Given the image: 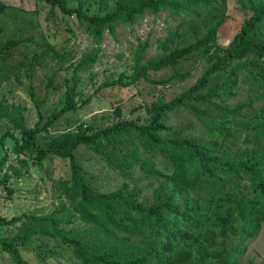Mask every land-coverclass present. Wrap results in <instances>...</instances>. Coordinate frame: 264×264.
<instances>
[{
	"label": "trees",
	"instance_id": "16d2710c",
	"mask_svg": "<svg viewBox=\"0 0 264 264\" xmlns=\"http://www.w3.org/2000/svg\"><path fill=\"white\" fill-rule=\"evenodd\" d=\"M76 1L77 4L73 0H36L37 4L50 6L49 19L55 20L57 11L76 16L95 45L81 55L74 75L65 77L63 107L48 115L41 109L46 98L38 96L32 83L38 67L64 56L46 35L36 41L39 50L31 54L24 51L18 58L16 51L35 38L14 34L1 40L7 32L3 18L9 15L14 27L22 30L24 14L28 12L0 1V87L12 77L24 85L26 78L30 97L39 108L38 120L28 126L24 107L0 98V126L6 125L0 134L3 150L6 148L0 155V169L8 168L0 184L12 196L14 191L8 181L30 174L33 166H43L50 157L67 160L71 172L69 177L56 181L58 203L50 213L0 216V231L3 226L22 222L13 236L0 235V245L16 264H32L22 249L39 236L68 245L78 264H236L245 243L258 234L264 223V0H240L245 16L228 44L221 42L219 31L226 22L231 0ZM222 10V16H218ZM163 11H168L177 23L169 24L166 34L157 38L156 53L147 56L149 41L139 42L131 71L100 84L81 101L77 72L98 61L105 31L116 35L118 26H132L148 13L158 15ZM202 12L217 15L214 23L207 26L205 34L180 44L181 27ZM194 56L205 62L197 80L171 99L160 95L146 103L144 117H125L117 105L108 123L102 122L109 116L104 114L99 120L94 117L89 123L80 122L73 129L51 133L43 139L64 114L89 103L106 86L128 87L141 78L156 84L186 79L189 72L177 70L163 79L150 78L148 72L176 67ZM72 57V51H66L65 58ZM54 77L55 73L49 77L48 88ZM244 77L254 87V98L263 100L261 107H254L248 114L244 110L252 100L228 103L238 95ZM203 105L230 117L208 120ZM179 109L201 120L206 131L186 134L169 123L168 113ZM238 128H243L237 137L241 143L233 152L230 144ZM132 133L147 153L154 156L160 152L171 170L157 169L152 156L141 153L136 146L127 152L122 144L129 142L127 136ZM82 145L121 169V187L102 191L88 181L77 158ZM13 154L17 163L9 164ZM136 165L146 176L159 179L151 193L129 179ZM47 251L52 253L53 249ZM38 255L43 257L41 252Z\"/></svg>",
	"mask_w": 264,
	"mask_h": 264
},
{
	"label": "rangeland",
	"instance_id": "374dc122",
	"mask_svg": "<svg viewBox=\"0 0 264 264\" xmlns=\"http://www.w3.org/2000/svg\"><path fill=\"white\" fill-rule=\"evenodd\" d=\"M5 4L21 7L28 13L24 14L26 21L21 25L22 30L16 29L11 21V17L3 18L7 32H5L1 40L16 34L21 37L33 36L35 41L29 45H22L17 51V57H21V53L28 51L30 54L40 47L36 41H42L43 36H48L56 48L64 56L63 58L50 59L47 66L38 67L33 85L37 94L41 99L46 98V102L41 109L45 115L58 111L63 107V96L66 89L65 77L74 75L75 64L79 61L84 52L92 50L95 46L92 39L86 34L84 28L77 21L76 16H65L60 11L55 20L48 18L50 6L44 3H36V0H0ZM74 4L77 1L73 0ZM223 7V6H222ZM228 8V14H225L226 22L219 31L220 40L223 44H228L239 30L241 18L245 16L240 0H231ZM226 8V9H227ZM38 9V11H37ZM224 10V7H223ZM223 10L217 13L222 16ZM203 14V12H202ZM200 17H192L187 23L181 27L179 37L180 44L191 42L195 38L205 34L207 26L213 24L215 14H203ZM27 20H30L27 22ZM168 11L160 12L158 15L146 14L144 18L132 25L118 26L116 35L105 31L104 40L101 45V51L98 61L93 67H82L77 74L80 78L79 90L81 91L80 99H87L100 84L106 81H113L119 77L124 71H131L133 62V52L139 42L149 41L147 48V56L156 53V40L167 32L169 24H176ZM10 24V26H9ZM66 51H72L73 57L66 59ZM74 63V66H71ZM205 62L200 56L191 57L183 61L176 67L164 68L159 71L150 70L148 75L153 79H163L169 77L175 71L189 72L190 75L186 79L177 78L169 83L156 84L151 83L146 78H141L134 85L123 87L121 85H110L102 88L89 103L83 104L79 109L64 114L59 121L49 129V133H45L43 139L49 138L51 133L61 132L73 129L80 122H91L94 117L101 119L104 114L109 115L106 120H102L103 124L108 123L113 118L115 106H121L125 117L137 118L144 117L146 110L144 105L155 101L158 96L163 95L166 99H171L182 91L185 87L194 83L204 70ZM55 73L53 85L48 88L49 77ZM130 73V72H128ZM25 84H18L16 79H11L2 83L0 87V98L6 99L10 103L20 104L24 107V115L26 124L33 126L38 120L39 108L31 99L28 88L30 82L24 78ZM238 95L228 100L229 104H235L242 100H252L251 106L247 107L245 113H251L254 107L263 105L262 99L254 98V87L250 80L246 77L242 78L238 87ZM206 113L205 118L208 120H224L230 116L213 108L202 106ZM169 123L183 130L186 134H199L206 131L203 122L196 118L192 113L185 109L174 110L168 113L167 119ZM6 125L0 126V134L4 131ZM243 128H238V132L230 144L232 151L235 152L240 147L241 140L238 139ZM241 130V131H240ZM244 133V131H243ZM129 142H125L122 146L127 152L131 153L135 146L145 155L147 153L132 133L127 136ZM7 145L11 146L12 142L7 140ZM6 151V148H4ZM3 146L0 143V155L4 153ZM152 156V155H151ZM78 162L83 166L88 181L102 191L116 190L123 184V174L121 169H115L100 154L88 149L82 145L77 150ZM122 158V156H120ZM155 167L164 172H169L171 168L167 165L165 157L157 152L152 156ZM16 164V158L13 154L9 164ZM8 170L7 166L0 169V178ZM71 175L69 162L58 157H50L45 160L43 166H33L30 174L20 177H12L8 181V186L13 189L12 196L0 184V216L12 218L23 214H31L35 211L50 213L57 205L56 196L59 191L56 181L60 177H69ZM129 179L135 183L143 185L145 192L151 193L152 188L159 184V179L154 176H146L145 172L136 165L131 171ZM21 221L13 225L3 226L0 235L11 237L21 226ZM43 251H39L40 248ZM48 248H52L53 252L49 253ZM43 253V257L38 253ZM23 256L32 264H78L76 256L68 245L55 242L48 237H36L33 242L22 249ZM50 254V255H48ZM0 264H16L11 255L5 251L0 245ZM236 264H264V223L258 234L245 243V249L237 259Z\"/></svg>",
	"mask_w": 264,
	"mask_h": 264
}]
</instances>
